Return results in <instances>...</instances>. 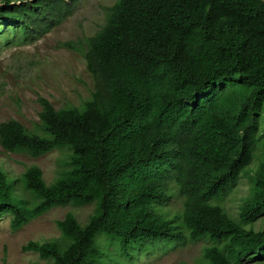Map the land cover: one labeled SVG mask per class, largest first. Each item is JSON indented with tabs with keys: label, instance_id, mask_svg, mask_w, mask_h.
Listing matches in <instances>:
<instances>
[{
	"label": "trees",
	"instance_id": "trees-1",
	"mask_svg": "<svg viewBox=\"0 0 264 264\" xmlns=\"http://www.w3.org/2000/svg\"><path fill=\"white\" fill-rule=\"evenodd\" d=\"M79 1L0 0V45L47 32ZM82 53L94 89L80 106L39 96L34 129L0 123L7 152L68 154L51 183L38 165L0 168V217L14 231L58 205L95 206L24 249L50 264H130L203 241V264H264L253 227L264 216V0H117ZM244 175L235 216L225 202Z\"/></svg>",
	"mask_w": 264,
	"mask_h": 264
},
{
	"label": "rangeland",
	"instance_id": "rangeland-1",
	"mask_svg": "<svg viewBox=\"0 0 264 264\" xmlns=\"http://www.w3.org/2000/svg\"><path fill=\"white\" fill-rule=\"evenodd\" d=\"M116 1L81 0L61 24L47 32L26 41L17 38L0 45V123L14 118L34 129L40 122L42 111L39 96L48 98L56 108H61L80 106L91 95L94 80L87 69L82 50L86 48L87 38L104 26L109 7ZM66 42L76 47L69 48L64 45ZM262 154V148L258 147L250 169L258 167ZM67 156L66 151L56 149L34 158L25 153L7 152L0 145V168L15 177L27 167L38 165L46 181L51 183ZM250 188L251 179L244 175L225 202L233 215H237L242 197L249 193ZM27 198L33 199V196L29 193ZM172 201L173 208L179 209L180 199ZM94 207L93 204L58 205L17 231L11 228V215L0 217V264H5V257L13 264H50L39 253L25 250L24 247L30 241L44 242L60 237L59 219L73 211L84 223ZM253 227L255 230L264 229V216L256 220ZM204 247L203 241H190L166 252L143 255L130 264H203Z\"/></svg>",
	"mask_w": 264,
	"mask_h": 264
}]
</instances>
